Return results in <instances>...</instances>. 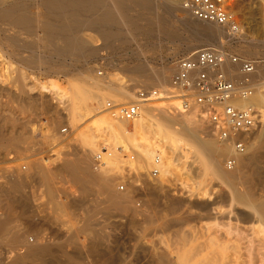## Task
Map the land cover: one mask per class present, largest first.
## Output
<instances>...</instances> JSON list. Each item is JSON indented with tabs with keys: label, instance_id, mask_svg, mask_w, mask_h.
I'll list each match as a JSON object with an SVG mask.
<instances>
[{
	"label": "rangeland",
	"instance_id": "374dc122",
	"mask_svg": "<svg viewBox=\"0 0 264 264\" xmlns=\"http://www.w3.org/2000/svg\"><path fill=\"white\" fill-rule=\"evenodd\" d=\"M17 1L19 0H0V5L3 3V6L0 7L8 8ZM178 1L181 10V0ZM161 2L158 1L157 9L153 10H142L138 7L129 8L126 15L129 13L128 16L131 19L127 17L131 22L134 19L140 27V31L131 37L128 36L129 42H123L110 48L104 46L101 39L95 37V41L93 40V47H95L90 49L95 51L92 52L94 54L90 53L92 56L89 54L91 52L89 50L86 55L84 54L79 58L66 57L60 66L57 65L58 55L51 45H47L45 39L26 35L23 30H21L20 35L14 31L3 32V24L10 23L11 20L9 18V20L5 19L0 22L2 24L0 25L2 26L0 27V128H2L0 129L2 134V136L0 134L2 137V139L0 137V140H2V144L0 143V149L2 147V150H0V177L3 183L6 184L7 179L13 174L21 175L22 184L19 197L23 202L26 201L25 204L28 203L27 208L29 207L27 210L29 219L27 220L19 215V209H14L10 224V227L14 229V234L0 237V264L13 262L18 254L25 256L26 251L21 244L27 239L30 241L29 244H31V241H37L39 244L49 247L51 253L42 260L34 261L30 256V258H26L27 260L25 259L24 264H161L157 260L160 255H164L168 259H166L165 264H201L206 259L204 257H208L210 252L213 253H210V256L214 255L217 258L226 255L229 258L234 257L233 255L236 253H242L245 256L244 247H247L249 241L254 242L253 264H259V262L264 264V262L261 263L264 258L262 259L260 254H264V219L254 217L248 204L243 201L239 200L238 202L236 200L231 203V192L223 184L208 179L207 183L205 182L202 189L198 191L195 189L192 179L186 176L183 168L178 165L174 166L163 177L160 176L156 180L150 179L147 175L153 165L154 158L149 165L145 164V171H134L137 175L130 177L129 185L124 191L129 193L128 197L131 198L129 203L131 202L130 205L133 204V207L129 203H127V206L131 207L132 212L130 210L129 213L126 209L125 212L115 209L109 212L103 209L94 211L100 199L105 195H96L92 192L87 198L83 199L82 203L80 188L66 172L61 171V168H59L66 161L75 159L78 154L84 153L85 158L89 162L91 161L89 169L93 172L92 159L99 148L104 146L113 155L114 150L118 147V143L114 139L110 142L104 141L107 136L102 125L106 115V112H103L105 106H98L96 99L86 100L84 103V108L93 112L90 114L84 113L83 120L81 119L76 126L72 127L70 125L66 115L69 98L68 89L71 83L76 81V83H79V79H82L79 71L84 70L88 76L98 77L99 80H102L106 73H110L115 75V78L126 81L130 77V69L136 65L141 64L144 67L147 66L148 69L166 67L174 71V63L178 58L195 51L183 52L176 48L180 44L189 43L193 31L184 26L187 17L182 11L175 10V14L170 15ZM231 5L243 32L249 31L254 25L259 24L261 26L263 10L255 9L251 0H231ZM133 9L135 10L133 11ZM143 11H146V13ZM138 19L141 20H139L140 23H138ZM251 25L253 26L251 27ZM168 31L173 34L169 36ZM222 41L225 44L223 46L224 50L237 56L234 52L236 48H230L232 45L225 43L227 38L222 39ZM263 49L260 48V51H264ZM251 53H254V56ZM251 53L247 55L248 59L257 57V59L264 60V54L261 53L256 56L254 51ZM89 56L91 58H87ZM32 60L35 63L31 62L32 64H30ZM48 64L51 65L52 69ZM83 64L85 66L81 68L80 65ZM173 71L169 74L165 87L169 85ZM130 84L133 85L131 92L134 95L139 88H158L146 86L145 84ZM131 100H134V96ZM167 101L157 100L150 107H155L156 110L161 111V109L168 107ZM126 102L128 104L131 101ZM91 115L94 118L89 121ZM7 120L8 122H6ZM84 122L85 124H83ZM201 127L205 129H199L203 130L201 131L203 133L199 134L201 137H205L206 134L212 137L204 123L201 124ZM63 128L68 129L66 134L61 133ZM88 130L95 137L98 147V150L96 149L95 153L91 154L92 158L87 151L81 150L75 141L81 131ZM9 135H15L14 137L17 136L22 139L26 138L24 140H27V144L21 146V151H17L7 141ZM255 135L253 133L250 140H253L252 138ZM6 136H9L8 139H6ZM255 138L254 142L258 140V138ZM212 139L214 140V137ZM122 145L125 151L119 156L120 162L117 163V167L120 170L116 173L113 182V190L117 193H120L117 190V184L125 173V167H129L132 172L137 167V156L133 146L127 141H124ZM5 146L9 147L6 148ZM221 148L224 149L223 146ZM260 148L262 150H259L264 153V145ZM131 155H134L132 161L128 159ZM106 156H104V159ZM228 157L229 155L226 153L222 156V168L224 170L226 169L223 164ZM32 163L33 165H31ZM34 165L41 168L47 165L43 169H49V175L52 174V176L50 175V178H52L51 187L55 188L54 190L57 189L56 191L60 193L58 202L68 200L67 202L71 203L64 207L66 215V218L62 217L64 220L62 218L59 221L54 219L56 216L54 206L48 203L46 187L41 180V176L35 174V169H32L35 168L32 167ZM248 169H246L245 175L246 173L247 177L250 175L249 180L245 176L243 185L245 186L246 179L247 183L250 182L245 187H249L246 189H249L250 195L253 194L251 201L256 206L264 203V182L261 183L260 181L264 173V164L255 159ZM158 180L161 183L158 184ZM239 187H237L238 191L248 192L245 187H241V190H239ZM62 191L64 192L62 193ZM124 192H121V194H124ZM1 206L0 218L5 216L6 213L5 206ZM144 208L146 210H142ZM134 210L137 212L136 214L133 213ZM90 211L93 214L90 232L81 236L78 243L72 230L80 226L84 217ZM212 211L215 215L210 218L208 216ZM132 214H135L134 217ZM148 217L152 218L148 220ZM229 223L230 228H233L235 233L233 232L228 238L225 237L223 232L226 231V225ZM213 225L214 227H212ZM211 227L213 228V234H211ZM215 228L218 229L217 233H214ZM219 229L220 232L222 231L221 234L223 233L221 236H219ZM71 237L74 238L70 239ZM219 240H223L224 244ZM212 245H215L218 250ZM260 245L263 246H261L262 249ZM223 250L224 255L222 254Z\"/></svg>",
	"mask_w": 264,
	"mask_h": 264
},
{
	"label": "bare ground",
	"instance_id": "6f19581e",
	"mask_svg": "<svg viewBox=\"0 0 264 264\" xmlns=\"http://www.w3.org/2000/svg\"><path fill=\"white\" fill-rule=\"evenodd\" d=\"M158 1H162L161 3L164 4L167 13L170 15H174L175 10H180V4L178 0H19L11 4L8 8L0 7V22L5 19L9 20V18L11 20V24H5L3 22L4 27H0H2L3 32L14 31L16 34L20 35L21 30H23L25 31L26 35L45 39L47 45H51L54 48L56 54L58 55L59 58L57 59V65L60 66L62 65V62L66 57L79 58L84 54L86 55V53L93 47V40L95 41V37L101 39L103 45L110 48H113L114 46L123 42H129L128 36L131 37L133 36V34L140 31V27L139 24L137 25V22H135L134 19L133 22H131V18L128 16L129 13H127L128 15H126V12L129 11V8L132 9V7H138L142 10H153L155 8L157 9ZM3 3H1L2 6ZM134 10L135 9H133V11ZM180 11H182L187 17V19H185L186 23L184 26L187 27L189 30L193 31V34L191 35L192 37L189 38V43L180 44V46L176 47L179 48L178 50L183 52H191L199 47L207 46L216 48L221 51H225L223 48L225 44L223 42L224 40L222 41V39L227 38V42L225 43H227V45H232L230 46V48H236L234 52L240 58L248 59L247 55H249L252 51L255 52L256 56L261 53L264 54V51H260V48L261 50L262 48H264V15L262 17L261 26H259V24L257 26L254 25L255 27L251 25V27H253L250 28V30L247 32H243L241 27L239 26V30L236 33H230L226 27H220L215 24L197 21L193 19L182 8ZM143 12L146 13V11ZM133 15L136 16L135 14ZM136 18L138 17L136 16ZM139 20L140 19H138V23H140ZM180 20L182 19L180 18ZM255 23L257 22L255 21ZM170 31L167 32L169 36L173 34ZM129 39L131 40V38ZM93 51L89 52V54H94L92 53ZM87 58L91 57L89 56ZM254 59H257V57H255ZM31 62L35 63L33 62V60L30 61V64H32ZM84 64L80 65L81 68L85 66ZM146 67L142 66L141 64L132 67L129 71L130 77L126 81L119 80L118 78L114 77L115 75L110 73H106L102 77V80H99L98 77L88 76L87 72H85L84 70L79 71V74L82 79H79V83H76L77 81L71 83L68 89L69 98L67 101L68 105L66 108V115L68 116L70 125L72 127L76 126L77 123L79 124V122L83 118L84 113L90 114L93 112L92 110L84 108V103L86 100L96 99L98 106L100 107L105 106L107 102H112L113 104L116 103L115 105H118L117 103L127 104L126 101L130 100L132 102L133 100L131 99H133L134 96V94H132L131 92L133 89V85L130 83L140 85L145 84L146 86L165 88L164 85L168 82V76L173 70L167 69L166 67H161V69H148ZM225 70L228 74L236 75V77H238L237 65H227L225 67ZM261 72H264V60L262 64H259L257 66L256 73L252 76L253 79L256 80L257 75ZM151 104H145L139 116L132 122H123L117 120L116 118L111 116L108 111L104 108L105 111L103 112H106V115L104 116L102 125L103 129L106 131L107 134L106 139L104 141L110 142L114 139L116 143H118V147L116 148V150H114L115 153L113 155L110 154V156H106V158L103 160L104 163L100 168L94 169V171L92 172L89 169L91 167H89V163L91 164V161L89 162L88 159L85 158L84 153L78 154L75 159H70L66 161L63 165H60L61 167L59 168H61V171L63 170V172H66L67 175L71 177L72 181L77 184V186L80 188L82 203L83 199L87 198L90 193L94 192L96 195H105L102 199H100L99 203L94 208V211L97 209H103L104 211L109 212L110 210L115 209L119 211L122 210L125 212L126 209V211L129 212L131 210L130 208L133 207V204L130 205L131 202L129 203V199H131L128 197L129 193L124 192V194H121L120 191V193H117L113 190V182L115 181V175L120 170V168L118 169L117 167V163L120 162L119 156L122 155L121 153L125 151L122 144L124 143V141H127L133 146L135 154L137 156V167L133 170L134 175H137L134 171H145V164L149 165L154 158H158L159 164L157 168L159 171V175L156 178H150L148 172L147 176L150 179L156 180L157 178H160V176L163 177L165 174L169 173L174 166H181L183 168L184 174L192 179L191 181L193 185H195L196 190L200 191L202 189V186L205 185V182L208 179L223 184L231 192V203L235 202L236 200L238 202L239 200L241 202L243 201L248 204V207L252 212L251 214L254 217L257 216L261 220L264 219V203L258 204L256 206L253 205L251 201V196L253 197V194L250 195L249 189H246L249 187H245L250 182L248 181L247 183L246 179L247 185H243L244 178L247 175V173L245 175L246 169L251 166V163L256 159L262 164H264V153L259 150H262V148L260 147L264 145V129L261 128L257 131V133H254L256 134L255 137L258 138V140H256L257 143L256 141H253L255 137L252 138L253 140L249 141L247 153L239 158L236 167L232 171H228L222 168V156L224 153L229 156L234 155L233 147L230 144L218 142L215 138L213 140L212 134V137L207 134L205 137H201L199 134H202L203 132L201 133V131L203 130L199 129H204V127H201V124H205V122L200 118L196 110L174 114L170 113L168 111V108L163 110L161 109V111H158L155 109V107H150ZM237 104L240 106L251 104L255 107L262 108L264 107V93H262L261 91H257L250 100L246 102L238 101ZM93 118L94 116L91 115L89 121H91ZM6 122H8V120ZM83 124H85V122ZM77 128H79V126H77ZM14 136L15 135H11L10 137L12 138L9 137V139L6 136V139H8V142H10L11 147L15 148V150L17 151H21V146L23 144H27V140H24L26 138L22 139L17 136ZM23 136L25 137V135ZM1 141L2 140H0V143ZM75 141L78 144L77 146H79L81 150L84 149L83 151H87L89 155L95 153L96 149L98 148L97 141H95V137L89 132V130L81 131ZM220 146H223L224 149H222ZM5 147L7 148L9 146ZM0 150H2V147ZM130 157L131 156L128 157L129 160ZM31 165H33V163ZM32 167H35V165ZM43 168L39 166L32 169H35V174L37 173L41 176V180L42 182H44V185L46 187L48 203L54 206V210L56 213L54 219H58L59 221L60 218L66 216L64 211L65 205L68 206L71 203L67 202L68 200L58 202L60 193L56 191L57 189L54 190L55 188L53 189L51 187L52 178H50V175L52 176V174L49 175V169L47 170ZM14 175L15 174L12 175L13 177L10 176L9 179H7L6 184L5 182L2 183L0 188V206H5L6 212L5 216H2L0 218V237L12 236L14 234V229H12L13 227H10L14 209H19V215H22L21 217L26 220L29 219V216H27V210L29 208H27L28 203L25 204L26 201L23 202L21 197H19L21 195V175L19 176V174L17 173L15 176ZM260 181L261 183L264 182V173L261 176ZM157 183L159 184L161 182H159L158 180ZM240 185L241 187L244 186L245 190H247L248 192L244 190L243 192L238 191L237 187H239ZM241 187H239V190H241ZM63 192L64 191H62V193ZM65 195L67 196V194ZM127 203H129V205L131 206L130 208L127 206ZM128 208L129 210H127ZM142 210L146 209L144 208ZM91 211L84 217L80 226H77L76 228L74 227L75 229L72 228V233L77 238L78 243L79 240H81V236L86 235L90 232V224L93 215ZM133 213L136 214L137 212H135L134 210ZM214 215L215 213H213L212 211V213H209L208 217L212 218ZM148 218L147 219L150 220L152 217ZM230 226V223L226 225V231L223 232L225 233V237L230 236L231 234H233V232L235 233V231H233L234 229H231ZM212 227H214V225ZM212 227L210 228L211 232L213 231ZM214 230H216L214 233L218 232V229L215 228ZM221 232L219 236L223 234H221ZM211 234H213V232ZM73 238L71 237L70 239ZM219 241H222V243L224 244L223 240ZM29 242L30 241L27 239L24 240L21 244V246L26 251L25 256H20L18 254L15 258L12 257L14 258L13 262L11 261L9 264H24L25 259L30 258V256L34 259V261L42 260L47 258V255L51 253V249H49V247L41 245V243L39 244V242L37 241H31V244H29ZM247 243V247H244L245 256H243L242 253H236L233 255L234 257L231 256L229 258V256L227 257V255L225 254L226 256L217 258L214 255L210 256V253L212 252L208 251L210 252V257L208 256L209 259L208 257H204L206 259L205 261H202L203 263L201 262V264H253L254 256L252 255V251L254 242L249 241ZM215 245L212 246L215 247ZM261 246L262 245H260V247ZM222 254L224 255V250ZM260 254L263 259L264 254ZM257 256L259 255L257 254ZM166 259L167 258H165L164 255H160V257L157 258V260L161 264H165ZM263 262L264 261H261V263Z\"/></svg>",
	"mask_w": 264,
	"mask_h": 264
},
{
	"label": "built area",
	"instance_id": "2783aa9c",
	"mask_svg": "<svg viewBox=\"0 0 264 264\" xmlns=\"http://www.w3.org/2000/svg\"><path fill=\"white\" fill-rule=\"evenodd\" d=\"M251 3L255 9H262L264 15V0H251ZM181 8L197 21L226 27L230 33L239 30L231 0H181ZM262 63V59H245L216 48L202 47L175 61V70L167 87L139 88L130 104L107 102L105 110L123 122H132L145 104L161 99L168 100L170 113L196 110L213 137L233 147L234 155L223 164L226 170L232 171L239 158L247 153L250 136L264 129V107L237 104L238 101L250 100L257 91L264 93V72L259 73L256 80L252 77ZM227 65H237L238 77L226 72ZM67 131V128L61 129L63 134ZM106 155L110 156V152L102 146L94 155V169L103 165ZM133 159L131 155L130 160ZM158 164L159 159L156 158L149 171L150 178L159 175ZM124 172L117 184L120 192L127 189L129 179L134 175L129 167H125ZM2 183L0 178V188Z\"/></svg>",
	"mask_w": 264,
	"mask_h": 264
}]
</instances>
